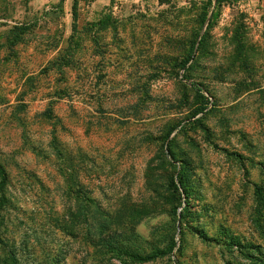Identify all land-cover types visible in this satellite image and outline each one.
Segmentation results:
<instances>
[{"label":"rangeland","instance_id":"rangeland-1","mask_svg":"<svg viewBox=\"0 0 264 264\" xmlns=\"http://www.w3.org/2000/svg\"><path fill=\"white\" fill-rule=\"evenodd\" d=\"M0 164V264H260L264 0H0Z\"/></svg>","mask_w":264,"mask_h":264},{"label":"trees","instance_id":"trees-1","mask_svg":"<svg viewBox=\"0 0 264 264\" xmlns=\"http://www.w3.org/2000/svg\"><path fill=\"white\" fill-rule=\"evenodd\" d=\"M206 4H210V0H206ZM206 13L204 12V14L202 15V23L204 22L205 18H206ZM214 16L213 12L210 11V14L207 18L206 21V27L209 25L210 23V19ZM14 28V29H13ZM26 29L25 26L23 25H19V26H13L11 30H14L12 36L10 38H8V42L10 44H13L17 38L19 37V35ZM202 35L200 36V38L198 39V44L201 41ZM194 41L195 39H193L191 41V44L188 47L187 52L184 54L183 57L180 58V60L178 61L177 65L179 68H185L187 62L190 60L191 58V51L193 49L194 46ZM64 64H68L69 63V58L68 57H64ZM203 109V107H199L198 111H201ZM174 128V126H172ZM172 127L168 128V130L166 131V134L164 135V138H166L170 131L172 130ZM57 154H60V151L58 150ZM169 154V153H168ZM181 175V171L179 170L175 176V182L174 180L171 178V184L172 188L174 189V191H178V188H180V193H182L184 196H187L186 194V190L184 188V182L180 177ZM5 178H6V173L4 168L2 167V165L0 164V188L3 186L4 182H5ZM75 189L77 188V184L75 183ZM179 194V192H178ZM253 194L256 198L257 201V205L258 207L255 210V217H254V224L256 225L259 233L261 235L264 236V230H262V223L258 222V219L263 215L261 210H259V204L264 206V188L261 185H256L254 184L253 186ZM179 198V197H178ZM185 208V206L182 208V211H180L178 213V219L181 220L182 215H183V209ZM71 218V221L74 220L75 218V213L70 212L69 213ZM96 229V234L95 235H91L89 232L86 233L87 237H88V241L93 245L96 246L98 248L101 249H105L107 251H116L120 254H124L130 258L136 259V260H146L152 257L153 254L149 253L147 250H145V246H149V241L144 239L143 237H141L134 229L133 227H121V228H117V229H110L107 230V226L105 225L104 222L98 220V227L95 228ZM264 239V237H263ZM145 245V246H144ZM174 245V242H171L170 244V248H172V246ZM3 247H5L2 244ZM259 246H261L260 244H256L254 245V247L259 248ZM260 251V250H258ZM244 256L246 257H250L252 259H256L257 261L260 262V264H264V253L260 252V254L262 256H253L248 252H243ZM2 263L3 264H19L18 262V257H17V252L14 248L11 247H5V251H4V255L2 257ZM224 264H230L229 261L225 260Z\"/></svg>","mask_w":264,"mask_h":264}]
</instances>
